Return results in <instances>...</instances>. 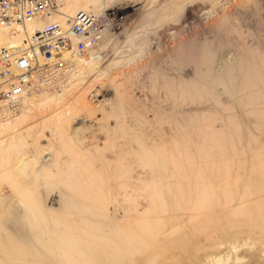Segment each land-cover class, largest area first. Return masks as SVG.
<instances>
[{
  "label": "rangeland",
  "instance_id": "374dc122",
  "mask_svg": "<svg viewBox=\"0 0 264 264\" xmlns=\"http://www.w3.org/2000/svg\"><path fill=\"white\" fill-rule=\"evenodd\" d=\"M104 1L102 60L0 124V264H264V0Z\"/></svg>",
  "mask_w": 264,
  "mask_h": 264
},
{
  "label": "built area",
  "instance_id": "2783aa9c",
  "mask_svg": "<svg viewBox=\"0 0 264 264\" xmlns=\"http://www.w3.org/2000/svg\"><path fill=\"white\" fill-rule=\"evenodd\" d=\"M70 1L0 0V30L10 37L0 49V124L17 118L31 99L62 90L82 62L102 60L106 37L125 27L129 4L67 14Z\"/></svg>",
  "mask_w": 264,
  "mask_h": 264
},
{
  "label": "bare ground",
  "instance_id": "6f19581e",
  "mask_svg": "<svg viewBox=\"0 0 264 264\" xmlns=\"http://www.w3.org/2000/svg\"><path fill=\"white\" fill-rule=\"evenodd\" d=\"M105 1L104 0H71L68 5L65 7L64 12H66L67 14H74L75 12L82 10V11H88V12H94L97 13L100 9L107 7ZM106 9V8H105ZM33 27V26H32ZM31 26H29V30L32 29ZM108 37V36H107ZM106 37V39H107ZM105 39V40H106ZM9 39L6 38V33L3 32V30H0V49L6 45H8L9 43ZM91 62H93V60L85 62V63H81L83 64L81 67L82 69H84L86 67H88V65L91 64ZM91 66V65H90ZM34 215V214H33ZM264 221V220H263ZM261 222V221H260ZM228 248V247H227ZM227 253V252H226ZM221 256V255H219ZM7 258L11 261L12 264V245L10 242V254L8 253ZM206 260V259H205ZM222 260V259H221ZM211 261V260H210ZM208 262V261H207ZM222 262V261H221Z\"/></svg>",
  "mask_w": 264,
  "mask_h": 264
}]
</instances>
